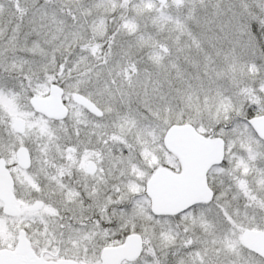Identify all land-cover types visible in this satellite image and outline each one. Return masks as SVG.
<instances>
[{
    "label": "snow or ice",
    "instance_id": "snow-or-ice-1",
    "mask_svg": "<svg viewBox=\"0 0 264 264\" xmlns=\"http://www.w3.org/2000/svg\"><path fill=\"white\" fill-rule=\"evenodd\" d=\"M0 264H264V0H0Z\"/></svg>",
    "mask_w": 264,
    "mask_h": 264
}]
</instances>
